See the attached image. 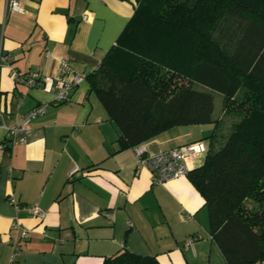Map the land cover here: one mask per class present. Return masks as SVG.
<instances>
[{"label":"crops","instance_id":"0c3cea01","mask_svg":"<svg viewBox=\"0 0 264 264\" xmlns=\"http://www.w3.org/2000/svg\"><path fill=\"white\" fill-rule=\"evenodd\" d=\"M136 0H0V113L10 126L41 103L25 141L0 150V264H8L12 222L30 229L15 264H102L121 249L160 264H226L207 229L203 198L186 175L153 184L120 149L118 130L84 77L67 101L17 83L11 73L59 76L66 58L84 76L114 44ZM45 52L48 53L45 56ZM19 100V101H17ZM212 123L175 125L140 144L146 154L202 141ZM6 137L0 128V142ZM202 143V144H203ZM200 154L185 158L188 170ZM79 170L69 176L73 167ZM10 198L20 208L15 209ZM45 211L40 220L28 209ZM130 223V224H128ZM187 242L189 238L192 239Z\"/></svg>","mask_w":264,"mask_h":264},{"label":"trees","instance_id":"16d2710c","mask_svg":"<svg viewBox=\"0 0 264 264\" xmlns=\"http://www.w3.org/2000/svg\"><path fill=\"white\" fill-rule=\"evenodd\" d=\"M85 78L120 149L175 125L212 123L203 161L186 176L226 264H264V0H136ZM194 83L237 114L226 135L211 116L212 94ZM102 264L160 262L121 249Z\"/></svg>","mask_w":264,"mask_h":264},{"label":"built area","instance_id":"2783aa9c","mask_svg":"<svg viewBox=\"0 0 264 264\" xmlns=\"http://www.w3.org/2000/svg\"><path fill=\"white\" fill-rule=\"evenodd\" d=\"M7 1L10 8L16 9L18 7V0ZM47 55L48 53L45 52V56ZM4 60H7V57L0 53V61ZM57 63L59 76L55 80L49 79L48 81L47 78H40L38 73L35 72L19 74L13 68L11 69V73L15 82L22 83L27 88H36L49 92L51 95L50 102L58 104L69 99L72 89L85 76L74 70L66 58H60ZM45 106L46 103H41L22 115H19L10 126L5 123L7 117L0 113V128L4 129L6 132V137L0 142V150L9 154L13 144L24 142L25 134L30 130L31 119L43 113ZM205 149L206 147L203 146L202 142L197 141L170 148L159 153L146 154L144 148L138 145L134 148L136 154V167L147 168L150 172L151 182L153 184H161L169 179L186 175L188 167L184 162L185 158L199 154L200 152L205 151ZM78 170V167H73L68 173L69 176L73 175ZM10 201L15 209L20 208L14 199L10 198ZM28 209L40 220L45 217V211L40 209L37 205H31ZM10 228L14 230L15 233L9 240L11 252L8 264H15V256L20 252L19 243L28 238L30 229L22 227L16 221L12 222ZM194 239L195 237H192V239L189 238L187 242L190 243Z\"/></svg>","mask_w":264,"mask_h":264},{"label":"rangeland","instance_id":"374dc122","mask_svg":"<svg viewBox=\"0 0 264 264\" xmlns=\"http://www.w3.org/2000/svg\"><path fill=\"white\" fill-rule=\"evenodd\" d=\"M193 88L197 90H203L210 92L212 94V103H213V108H212V113L211 116L212 118L218 119V125H217V132L222 135H226L228 131L230 130L232 124L238 119L237 114L233 113L230 111L231 109L224 108L223 105V97L220 93L210 90L200 84L194 83ZM241 93L239 92L236 97L240 98ZM93 97H96L95 92H92ZM97 99V97L95 98ZM234 105V104H232ZM231 108V106H229ZM212 129V126H211ZM202 142V141H201ZM203 143V142H202ZM203 145H205L203 143ZM203 156V151L200 154V157L202 158ZM204 207V206H203ZM205 211L206 208L204 207Z\"/></svg>","mask_w":264,"mask_h":264}]
</instances>
